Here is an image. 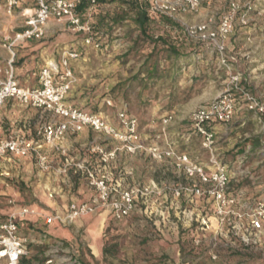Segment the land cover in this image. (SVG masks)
<instances>
[{
    "label": "built area",
    "instance_id": "obj_1",
    "mask_svg": "<svg viewBox=\"0 0 264 264\" xmlns=\"http://www.w3.org/2000/svg\"><path fill=\"white\" fill-rule=\"evenodd\" d=\"M148 1L152 14L177 22L183 27L186 38L209 47L217 58L218 66L226 72L223 89L217 97L188 115L191 135L198 140L204 160L179 152L169 141L166 130L174 121L172 114L160 119L156 138L161 139L163 144L146 146L138 120L125 108L117 111V123L113 125L100 113L86 112L67 104L66 98L73 83L70 62L78 59L76 51L64 50L58 63H45L34 74L36 87L21 85L17 79L15 58L18 47L42 41L51 29L81 36L85 47L104 50L105 46L97 39L91 23L92 11L98 7L99 0H29V4H24L22 0H0V18L10 19L17 10L21 18L17 27L8 26L0 31V51L6 54L4 57L0 53V109L11 101L22 110L39 112L46 120L38 130L36 140L27 139L20 133L5 136L0 122V162H16L32 154L37 171L49 173L52 166L44 148L55 150L65 158L61 173L67 174L70 170L74 176L82 177L94 194L87 202H71L65 212L49 215L8 200L10 212L0 221V264H22L26 259L29 239L20 230L21 223L28 218H36L45 227H67L99 210H107L114 221L120 222L137 213L140 204L147 207L154 202L153 198L161 196L165 206L163 220L167 224L171 223V212L176 210L178 217L182 215L188 224L197 223L198 228L204 231L225 229L226 235L244 248L256 247L264 238V198L249 203L244 191H231L229 166L217 153L218 141L214 131L216 125L229 124L240 109L252 113L260 124L264 123V102L243 85L242 75L233 71L225 48V42L234 33L236 24L248 25V14L255 10V6L230 0L227 11L211 28V21L187 24L180 18L181 14L197 12L201 0ZM105 104L111 105L110 101ZM85 129L117 143L127 154L146 151L156 162H171L177 172L175 179L162 188L155 184L123 187L113 179L108 169L115 160L117 148L106 150L96 146L91 149V154L98 155L94 164L88 160L70 161L62 141L66 136ZM243 162L244 157H240L234 165L240 166ZM1 176L8 177V174L2 173ZM182 201L187 208L180 206ZM149 214L153 216L151 212ZM211 219L215 222L214 226ZM177 223L185 221L179 217ZM51 263V259L44 262Z\"/></svg>",
    "mask_w": 264,
    "mask_h": 264
},
{
    "label": "rangeland",
    "instance_id": "obj_2",
    "mask_svg": "<svg viewBox=\"0 0 264 264\" xmlns=\"http://www.w3.org/2000/svg\"><path fill=\"white\" fill-rule=\"evenodd\" d=\"M229 1L201 0L197 12L181 14L180 18L187 24H198L212 19L211 28H214L219 18L227 11ZM126 2L113 0L111 5L107 4L92 11L96 36H107V39L103 40L105 43L119 39L121 49L118 55L110 58L92 54L86 63V67L89 66L86 78L96 84V87L99 86L100 100L104 102V106H107L106 101H110L111 105L107 106L111 110L110 115L116 116L118 110L125 108L130 115L133 114L138 119L142 135L149 136H146V141L160 146L163 143L156 136L162 115L172 113L178 116L179 102L194 90H199V85L194 87L193 83L191 87L188 85L185 89L181 88L178 81L179 76L183 77V72L177 73L172 79L168 72L171 71L169 66L172 62L169 61L170 65L168 64L167 47L162 44L153 45L142 37L134 20L135 13ZM240 2L255 6V10L248 14V19L255 16L264 19V0ZM149 20L146 36L153 39L161 37L168 43L174 42L171 40L172 35H179L185 46L177 47L172 43L170 45L175 49L179 48L180 54L189 55L193 52L190 51L192 48L210 50L206 45L183 36V27L175 21L163 16H152ZM20 22L17 10L10 19L1 17L0 27H17ZM117 32L119 36H113ZM81 42V36H72L54 28L44 40L32 44L44 45L47 50L50 47L52 49L54 44L57 48L90 50L83 48ZM188 66L189 64L185 65L186 74L190 71ZM154 69L163 77L148 79ZM140 70H143V73L138 74ZM189 79L194 77H187L185 80ZM216 90L215 87L207 89L214 95ZM150 118L151 121H148ZM240 118L245 119L244 125L236 127ZM115 122L117 123L116 117ZM174 122L176 123L175 120ZM174 122L166 130L172 145L176 149L187 150L191 157L204 160L205 155L200 152L196 138L191 135L185 142L180 135H176L191 134L187 119L177 121V124ZM229 124H233L236 129L217 142L221 151L220 157L229 166L231 191H244L247 202L252 203L257 198H264V123L260 124L252 113L240 109ZM109 143L115 144L112 141ZM240 157H244V162L240 166L234 165ZM6 178L9 177L0 176V220L10 212L8 200H15L20 205L29 202L26 201L28 198H24L27 195L25 185L21 181ZM180 206L187 208L184 201L180 202ZM143 210L144 206L140 213L137 212L138 215L134 214L120 222L107 221L104 227L99 226L94 218H82L62 228H45L41 222L33 228L21 227L22 235L29 239L26 260L39 264L40 261L43 260L41 264H44L49 259L52 260L51 264H264V238L260 245L244 248L226 235L223 228L204 231L198 228L197 223L188 224L182 215L179 217L185 223H177L175 214V222L163 228L160 217L148 218ZM211 223L214 226V220L211 219ZM196 240H199V243H195ZM55 250L57 252H54Z\"/></svg>",
    "mask_w": 264,
    "mask_h": 264
},
{
    "label": "crops",
    "instance_id": "obj_3",
    "mask_svg": "<svg viewBox=\"0 0 264 264\" xmlns=\"http://www.w3.org/2000/svg\"><path fill=\"white\" fill-rule=\"evenodd\" d=\"M22 2L24 4H29V0H22ZM93 20L94 19H91V23H93ZM209 21L212 22V19ZM1 29L4 28L0 27V31ZM118 34L117 32L113 36L118 37ZM97 39L105 46L104 50L96 51L86 47L90 50L83 49L79 51L78 49L57 48V46H55L56 44H54L55 48L52 46V49L50 47L47 50L44 48V45L35 46L32 44L34 42L25 43L19 46L16 52V77L21 85L36 87L37 78L34 74H37L38 70L43 67L45 63H58L60 54L64 50L76 51L79 57L76 61L70 62L73 83L70 86L66 103L86 112L100 113L105 116L111 124L116 125V116H113V114L110 115L111 110L107 108V106H104V102L100 100L101 94L99 86L97 85L96 87V84L86 78V74L89 73V66L87 65L86 67V63L92 54H100L101 58H110L111 56L115 57L118 55L121 49L120 40L116 39L111 43H105L103 40H106L107 36L104 38L102 35L98 36ZM171 40L174 42H168L167 46L171 43L177 47L185 46L184 40L182 41L179 35H172ZM70 46L72 47L73 45ZM81 46L85 48L82 42ZM225 48L228 55V62L233 71L242 75L243 85L264 102V19L255 16L254 18L248 19V25L245 27H241L237 24L235 32L226 40ZM176 50L179 56L177 58L168 57V64L170 65V62H172L169 66L171 70H173L174 67L178 73L183 72V77L179 76L178 85L185 89L188 85L191 87L194 83V87L199 85V90H194L184 100L179 102L180 108L177 109L178 116H174L171 113L176 121V123L173 121L174 124H177V121L181 122L186 119L188 121V115L196 106L206 104L216 98L222 91L226 78V72L218 66L217 58L212 50H197L192 48L190 51L193 52L189 53V55H185V53L180 54L179 48H176ZM3 54L4 52H2V55ZM4 55L6 56V54ZM188 64L190 71L186 74L185 65ZM187 77H194V79L186 81L185 79ZM197 77L199 78L195 79ZM213 87L217 89L215 95L207 91L208 88ZM166 114L170 113H165L162 116ZM133 117L135 116L133 115ZM45 121L46 120L39 112L35 110H22L11 101H7L3 108L0 109V122L4 127L5 136L8 134L20 133L25 135L27 139L36 140L37 132ZM148 121H151V118ZM244 122L245 119L240 118L239 122L236 123V127H242ZM172 124L173 123H171V125ZM236 127H234L233 124L214 126L217 141L222 139V137L226 138V135L232 133ZM176 135L177 137L180 135L181 139L185 142L188 136L189 138L191 137V134L186 136V134L177 133ZM142 136L146 146L152 144V141H146L149 136ZM62 146L66 149L70 161L79 162L81 160H88L93 164L98 161V155L91 154V149L96 146L106 150L114 148L119 149L116 153L115 160L110 164L108 169L113 179L119 182L123 187L155 184L162 188L164 184L171 183V180L175 179L177 174L169 161L156 162L152 160L146 151L135 155L127 154L117 143H109V140L86 129L78 134L66 136L62 141ZM177 150L179 152L184 151L183 153H188L187 150ZM44 152L47 154L48 160L52 166L51 172H38L35 168V158L31 154L16 162H0V176L2 173L8 174L9 178H6L7 180L15 179L21 181L26 187L25 192H27L24 198H28L26 201H29L26 206L44 215H49L53 212L63 213L71 202L82 203L89 201L94 194L88 189L85 180L80 176H74L70 170L67 174L61 173V170L64 168L65 158L55 150L44 148ZM220 152L219 143H217V153L220 155ZM50 195L52 197H49ZM18 197L21 198V195L18 194ZM24 198H22L21 201H23ZM153 199H155L154 202L150 203L147 207L140 204L139 206L141 209L137 212L140 213L144 206V214L147 215L148 218L151 217L153 219L160 217L164 224L163 228L169 224H173H167L163 220V212L165 209L164 197L161 196ZM148 212H151L153 216ZM138 213L135 214L138 215ZM173 214H175L177 219L179 218L177 216L178 212L175 210L170 214L171 222H175ZM86 218H94L99 226L102 225L103 227L106 225L107 221L116 222L112 219L111 214L107 210H99L95 214L84 217L83 219ZM76 222L77 221L73 222V224ZM37 224L39 225L40 222H38L36 218H28L21 223V227L33 228ZM45 228L62 227L53 225Z\"/></svg>",
    "mask_w": 264,
    "mask_h": 264
},
{
    "label": "trees",
    "instance_id": "obj_4",
    "mask_svg": "<svg viewBox=\"0 0 264 264\" xmlns=\"http://www.w3.org/2000/svg\"><path fill=\"white\" fill-rule=\"evenodd\" d=\"M111 1H113V0H99L97 9L100 8V7H102V6H104V5H107V4L108 5H111L112 4V3H110ZM125 1H127L126 2L127 3V6L131 10H133V12L135 13L134 20H135L136 25L139 28V31H140V34L142 35V37L145 38V39H147L153 45L162 44L163 46H166L167 49H168L167 50L168 56L169 57H175V58H177L179 56L177 50L175 48H173L171 45L167 46L168 43L165 42L163 40V38L156 37L155 39H153V38H148L146 36V25L150 21L149 19L152 16H159V15L152 14L149 11V7H150L149 1L148 0H145L144 2H138L136 0H125ZM159 17H162V16H159ZM116 20H118V19H116ZM146 63H147V61H145V64ZM145 64L143 65L142 69L145 67ZM168 72H170V74L172 75V79L178 73V71H176L175 69H173L171 71H168ZM141 73H143V70H140L138 72V74H141ZM138 74L135 76L136 78L138 77ZM157 77H163V76L162 75L161 76L158 75L157 74V70H155V69H154V72H152V73H150L148 75V79H150V80H155V79H157ZM34 261H36V260H34ZM40 262L42 263L43 260L40 261ZM31 263H33V262L32 261H29V260H26V259H24L22 261V264H31Z\"/></svg>",
    "mask_w": 264,
    "mask_h": 264
}]
</instances>
